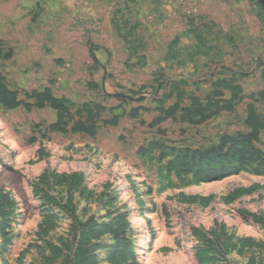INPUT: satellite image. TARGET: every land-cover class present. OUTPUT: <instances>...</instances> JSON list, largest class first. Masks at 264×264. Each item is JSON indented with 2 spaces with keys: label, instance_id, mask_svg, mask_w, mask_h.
Wrapping results in <instances>:
<instances>
[{
  "label": "rangeland",
  "instance_id": "1",
  "mask_svg": "<svg viewBox=\"0 0 264 264\" xmlns=\"http://www.w3.org/2000/svg\"><path fill=\"white\" fill-rule=\"evenodd\" d=\"M258 2L0 0V73L24 101L33 102L26 93L49 87L77 104L122 105L114 113L122 114L138 106L154 109L173 81L186 80L184 90L204 99L212 80L232 76L245 97L235 113L201 126L169 120L152 129L158 113L150 112L123 117L116 127L100 123L94 137L48 132L56 118L50 108H0V264H44L47 243L75 248L78 221L103 227L118 216L127 225L121 238L110 231L93 242L99 264H112L114 245L127 258L122 264H200L198 247L210 252L211 264H264V223L254 218L264 220V190L227 201L236 189L263 187L264 178L240 173L197 184L191 176H168L166 160H157L160 151L151 154L153 161L139 154L152 141L205 149L223 134L247 131V104L264 90V10ZM192 31L206 40L208 56L192 57L198 47ZM177 37V58L167 60ZM92 44L101 48L99 65ZM92 83L100 88L92 90ZM254 104L264 115V100ZM112 117L107 111L102 120ZM258 147L264 151V134ZM247 239L253 245L243 244Z\"/></svg>",
  "mask_w": 264,
  "mask_h": 264
},
{
  "label": "trees",
  "instance_id": "2",
  "mask_svg": "<svg viewBox=\"0 0 264 264\" xmlns=\"http://www.w3.org/2000/svg\"><path fill=\"white\" fill-rule=\"evenodd\" d=\"M118 30V35L127 42L128 36H122L120 28ZM190 33L194 35L198 43V47L192 53V57L208 56L210 50L204 37L199 36L197 31ZM179 43L180 37H177L170 44L166 55L167 60L177 58L176 49ZM91 50L94 63L99 65V60L95 53L100 50V47L92 44ZM259 66L262 67V78L264 80V64L259 63ZM189 86V82L186 80L173 81L171 90L163 93L160 98L155 99L156 107L154 109L138 106L131 108L129 112L124 111L122 114H114L117 110L122 109V105L107 109L100 103L84 102L77 104L65 97L55 96L53 90L49 87L26 93V99L33 102L24 101L20 99L18 91L9 87L5 76L0 73V108L8 111L17 110L20 107L25 108L27 111L50 108L57 113V119L48 126V132L63 135L83 134L94 137L97 134L100 123L105 126L116 127L123 117L127 116L135 120L150 112L158 113L149 124L152 129L161 126L169 120L178 121L189 126H201L221 116L223 113H235L237 107L245 99L243 88L235 76L219 77L212 80L211 91L204 99L193 92L188 94L184 88ZM91 88L92 90H98L100 87L97 83H92ZM256 96H258L257 99L255 98ZM250 99L253 100V103L247 104L246 117L243 122L247 129L246 132L233 135L223 134L220 137L219 144L205 149L168 147L161 141H152L141 147L139 154L153 161L155 158L151 154L155 151H160L161 153L157 160H166L164 169L168 176L173 174L179 179L191 176L192 180L197 184L210 183L240 173H248L255 177L264 178V151L258 147L261 142V135L264 133V115L257 110L254 104L264 100V90L259 91L258 94H253ZM171 100H175V102L167 105ZM107 111L113 117L102 120L104 113ZM259 190H264V186L236 189L227 198V201L233 202L244 196L252 195ZM208 202L209 199L200 200V204L203 206L208 205ZM254 218L258 222L264 223V220L257 216H254ZM126 227L124 218L121 216H118L113 224L103 227L91 224V222L82 223L78 221L74 237L75 248L70 247L69 243L63 246L47 243L46 247L49 255L43 256L44 264H54L62 258L65 259V264H99L98 257L94 254V250L98 245L93 244V242L99 240L101 235L110 231L115 235L116 239H120ZM197 236L199 239H206V235L200 231H197ZM243 244L253 245V242L251 239H247L243 241ZM110 249V263L122 264V262L127 261V258L122 255V250L119 253V245L111 246ZM119 254L122 255V261L117 260ZM197 255L200 264H211L214 262L210 252L203 247H198Z\"/></svg>",
  "mask_w": 264,
  "mask_h": 264
},
{
  "label": "water",
  "instance_id": "3",
  "mask_svg": "<svg viewBox=\"0 0 264 264\" xmlns=\"http://www.w3.org/2000/svg\"><path fill=\"white\" fill-rule=\"evenodd\" d=\"M260 5L262 6L263 10H264V0H259ZM110 97H115V98H119V99H123V100H128V101H132V102H141L144 100V98L141 99H136L132 96H128V95H123V94H107Z\"/></svg>",
  "mask_w": 264,
  "mask_h": 264
},
{
  "label": "crops",
  "instance_id": "4",
  "mask_svg": "<svg viewBox=\"0 0 264 264\" xmlns=\"http://www.w3.org/2000/svg\"><path fill=\"white\" fill-rule=\"evenodd\" d=\"M257 5H258L260 8H262L259 2H258ZM262 9H263V8H262ZM263 12H264V11H263ZM100 50H101V48H100ZM100 50H99V51H100ZM96 57H97V56H96ZM104 90H105V89H104ZM54 95H55V94H54ZM55 96H56V95H55ZM57 97H58V96H57ZM60 98H61V97H60ZM65 98H67V97H65ZM67 99H69V98H67ZM69 100H70V99H69ZM31 103H32V102H31ZM43 110H44V109H43ZM51 110H52V109H51ZM54 112H55V111H54ZM55 113H56V112H55ZM261 114H262V113H261ZM56 119H57V113H56L55 121H56ZM244 120H245V119H244ZM55 121H54V122H55ZM54 122H53V123H54ZM263 134H264V133H262V135H263ZM262 135H261V137H262Z\"/></svg>",
  "mask_w": 264,
  "mask_h": 264
},
{
  "label": "bare ground",
  "instance_id": "5",
  "mask_svg": "<svg viewBox=\"0 0 264 264\" xmlns=\"http://www.w3.org/2000/svg\"><path fill=\"white\" fill-rule=\"evenodd\" d=\"M132 205H134L133 203H132ZM133 209H130V211H132Z\"/></svg>",
  "mask_w": 264,
  "mask_h": 264
}]
</instances>
